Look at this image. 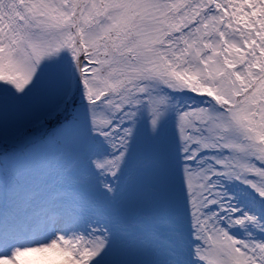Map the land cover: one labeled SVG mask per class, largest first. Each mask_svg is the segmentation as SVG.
Wrapping results in <instances>:
<instances>
[{
  "label": "snow or ice",
  "instance_id": "1",
  "mask_svg": "<svg viewBox=\"0 0 264 264\" xmlns=\"http://www.w3.org/2000/svg\"><path fill=\"white\" fill-rule=\"evenodd\" d=\"M0 264H264V0H0Z\"/></svg>",
  "mask_w": 264,
  "mask_h": 264
}]
</instances>
